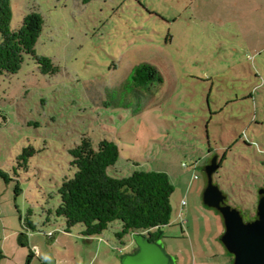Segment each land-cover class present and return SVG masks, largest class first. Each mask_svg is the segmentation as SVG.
Instances as JSON below:
<instances>
[{"label":"rangeland","instance_id":"1","mask_svg":"<svg viewBox=\"0 0 264 264\" xmlns=\"http://www.w3.org/2000/svg\"><path fill=\"white\" fill-rule=\"evenodd\" d=\"M9 6L11 29L33 11L43 16L36 50L59 72L45 75L25 56L17 74L0 79V169L9 178H0V264H27L29 253L30 264H121L135 249L132 234L117 236L118 222L87 237L55 215L57 190L74 172L71 150L84 137L113 140L124 176H169L175 191L163 244L177 264H230L222 215L203 201L205 168L226 156L214 182L252 219L264 184V0ZM145 63L163 82L131 81Z\"/></svg>","mask_w":264,"mask_h":264},{"label":"trees","instance_id":"2","mask_svg":"<svg viewBox=\"0 0 264 264\" xmlns=\"http://www.w3.org/2000/svg\"><path fill=\"white\" fill-rule=\"evenodd\" d=\"M10 3L11 0H0V79L17 74L25 56L31 57L43 74L55 75L59 67L36 50L45 22L43 16L33 11L18 29H11ZM130 79L143 84L163 82L161 73L147 63L137 66ZM0 119L5 121L6 117L0 114ZM120 156L113 140L102 139L96 143L89 137L81 139L71 150L70 164L74 172L64 177L57 190L59 204L55 215L65 220L67 230L75 225L84 227L87 237L100 236L109 225L118 222L119 238L142 233L149 236L150 241L164 240L163 228L172 223L171 196L175 191L169 176L159 171H133L124 176L116 168ZM224 159L219 163L220 168ZM0 178L9 181L1 169ZM19 187H16V196L20 193ZM25 224L35 230L29 220ZM27 236L22 232L18 237L24 248L28 247ZM3 258L0 252V260ZM31 259L33 254L29 253L27 264Z\"/></svg>","mask_w":264,"mask_h":264},{"label":"water","instance_id":"3","mask_svg":"<svg viewBox=\"0 0 264 264\" xmlns=\"http://www.w3.org/2000/svg\"><path fill=\"white\" fill-rule=\"evenodd\" d=\"M216 156L205 168L207 187L203 192L204 204L222 215L224 232L221 243L233 258L232 264H264V188L258 193L255 217L244 220L241 212L226 205L227 196L214 182L213 176L219 171ZM135 249L120 256L121 264H177L163 240L150 241L142 233L133 234Z\"/></svg>","mask_w":264,"mask_h":264},{"label":"flooded vegetation","instance_id":"4","mask_svg":"<svg viewBox=\"0 0 264 264\" xmlns=\"http://www.w3.org/2000/svg\"><path fill=\"white\" fill-rule=\"evenodd\" d=\"M213 159V158H212ZM211 159V160H212ZM224 159V158H223ZM218 163H220V161H221V158H219L218 160ZM209 164H210V162H209ZM264 188V184H263V186L260 188V189H263ZM224 193V192H223ZM226 196H227V198H226V201H225V203H226V205H229V196L226 194V193H224Z\"/></svg>","mask_w":264,"mask_h":264},{"label":"built area","instance_id":"5","mask_svg":"<svg viewBox=\"0 0 264 264\" xmlns=\"http://www.w3.org/2000/svg\"><path fill=\"white\" fill-rule=\"evenodd\" d=\"M194 179L197 180L198 177L197 176H194ZM182 205L185 206L186 205V202L183 201ZM120 252H122V250H120Z\"/></svg>","mask_w":264,"mask_h":264}]
</instances>
